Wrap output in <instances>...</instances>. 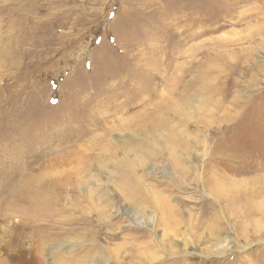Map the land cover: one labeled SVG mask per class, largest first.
Returning a JSON list of instances; mask_svg holds the SVG:
<instances>
[{"label":"rangeland","instance_id":"obj_1","mask_svg":"<svg viewBox=\"0 0 264 264\" xmlns=\"http://www.w3.org/2000/svg\"><path fill=\"white\" fill-rule=\"evenodd\" d=\"M260 154L264 0H0V264H264Z\"/></svg>","mask_w":264,"mask_h":264},{"label":"bare ground","instance_id":"obj_2","mask_svg":"<svg viewBox=\"0 0 264 264\" xmlns=\"http://www.w3.org/2000/svg\"><path fill=\"white\" fill-rule=\"evenodd\" d=\"M262 153V152H261ZM261 156H262V158L260 159V161H257V163L259 162V166H261V165H263L264 166V155L263 154H260ZM263 163V164H262ZM258 166V165H257ZM253 168H254V165H253ZM263 188H264V186H263ZM252 191V190H251ZM253 192V191H252ZM250 193V192H249ZM221 197H225V193H220L219 194ZM253 195H255V192H253L250 196L251 197H253ZM174 212V211H173ZM258 212H260L261 214H262V216H264V205H263V208H262V210L261 211H259L258 210ZM252 213V212H251ZM256 213V212H255ZM254 213V214H255ZM253 215V214H252ZM170 217H172V216H170ZM168 220V219H167ZM166 219H164V221H162L163 223H165L166 221H167ZM217 221V220H216ZM161 222V223H162ZM171 223H173V224H175L174 222H169V220L167 221V226H169ZM172 224V225H173ZM165 225V224H164ZM248 228H249V226H248ZM248 228H246V229H248ZM259 230V229H258ZM217 231V230H216ZM257 231V230H256ZM244 233L246 232V231H243ZM260 240V239H259ZM150 247V246H149ZM129 252H131V251H129ZM135 252V251H134ZM132 256V254H130V255H128V257L127 258H130ZM141 257L143 258V255H141ZM141 260H143V259H141ZM144 260H148V258L147 257H144ZM263 263H264V261H263Z\"/></svg>","mask_w":264,"mask_h":264},{"label":"snow or ice","instance_id":"obj_3","mask_svg":"<svg viewBox=\"0 0 264 264\" xmlns=\"http://www.w3.org/2000/svg\"><path fill=\"white\" fill-rule=\"evenodd\" d=\"M53 103H55V101H53Z\"/></svg>","mask_w":264,"mask_h":264}]
</instances>
